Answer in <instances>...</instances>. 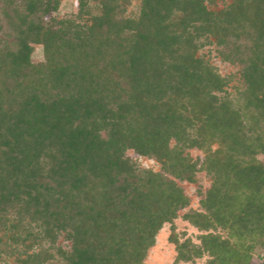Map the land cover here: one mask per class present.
<instances>
[{"label": "trees", "instance_id": "1", "mask_svg": "<svg viewBox=\"0 0 264 264\" xmlns=\"http://www.w3.org/2000/svg\"><path fill=\"white\" fill-rule=\"evenodd\" d=\"M60 2L0 0V264H264V0Z\"/></svg>", "mask_w": 264, "mask_h": 264}, {"label": "rangeland", "instance_id": "2", "mask_svg": "<svg viewBox=\"0 0 264 264\" xmlns=\"http://www.w3.org/2000/svg\"><path fill=\"white\" fill-rule=\"evenodd\" d=\"M78 0H61L58 13L60 16H66L71 14L76 10ZM220 1V0H219ZM220 4V3H219ZM206 59L210 61V63L216 68L218 73L221 76H232L237 73L238 68L232 66L228 63H225L220 60L217 55L216 49L214 47H206L200 51ZM42 60V50L40 46H36L33 53V61L39 62ZM235 82L232 83V85ZM129 154L136 158L140 166L148 169H152L157 171L159 166L153 160L134 156L131 152ZM191 155L195 157H202V154L199 151H191ZM261 160L264 158L259 157ZM181 187L184 190V193L189 198V206L188 208L179 212L178 218L175 220V228L176 233L179 237L180 241H183L186 238H189L195 244H198V232L193 226H191L188 222L182 219V214L187 212L188 210H199V201L202 198V195L210 186V179L206 176L204 172H199L196 175V183L188 184L181 183ZM170 234V226L165 224L162 229L158 232L154 246L148 251L145 263L146 264H174V259L176 256V252L174 249V245L168 241V236ZM262 251L257 250L255 255L253 256L250 264H263V259L261 257ZM179 264H205V258L197 259L193 263H179Z\"/></svg>", "mask_w": 264, "mask_h": 264}]
</instances>
